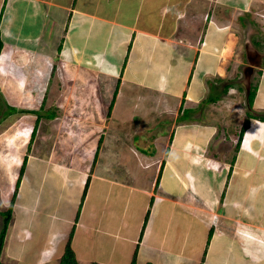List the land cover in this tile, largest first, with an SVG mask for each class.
I'll list each match as a JSON object with an SVG mask.
<instances>
[{
    "label": "crops",
    "instance_id": "1",
    "mask_svg": "<svg viewBox=\"0 0 264 264\" xmlns=\"http://www.w3.org/2000/svg\"><path fill=\"white\" fill-rule=\"evenodd\" d=\"M263 7L264 0H0L3 117L18 109L3 92L28 101L34 73L50 86L41 95L68 75L70 88L57 92L72 97L49 112L50 148L22 153L17 187L23 163L0 159V176H14L16 187L0 184L3 205L12 204L0 260L59 263L69 241L78 264H264V121L248 123L242 155L228 164L222 151V161L212 156L219 125L207 108L216 102L218 110L238 78L232 70L249 64L245 54L255 47L245 41L242 57L239 25L264 24ZM258 69L247 102L257 111L264 62ZM83 93L96 110L80 103ZM147 116L157 121L147 130H157L143 129Z\"/></svg>",
    "mask_w": 264,
    "mask_h": 264
},
{
    "label": "rangeland",
    "instance_id": "2",
    "mask_svg": "<svg viewBox=\"0 0 264 264\" xmlns=\"http://www.w3.org/2000/svg\"><path fill=\"white\" fill-rule=\"evenodd\" d=\"M262 10L264 12V7L262 8ZM263 25H264L263 23L258 21L257 23L256 22L249 23L248 27L245 28V26L240 23L239 34H240V48H241L242 57H244L243 56V54H244L243 49H244L245 41H247L246 44L249 47H255V49H257V51L260 49L264 55V32L261 30V26H263ZM250 45H252V46H250ZM251 49H253V48H251ZM262 60H264V56H263ZM243 62L245 64L246 61H243ZM262 62H264V61H262ZM244 64L241 63L240 67L237 68V70H236V68L232 70V75H230V77L231 76L234 77L236 74V76H238V78H236L235 80H232L231 83L234 86L231 87V89L224 92L225 94H228V95L227 96L226 95L223 96V94L221 95L223 97L219 100V102H217L219 104H216V105H218V110L216 111L214 108L216 102L212 103L211 105L210 104L207 105V108L209 109V113L211 114V117H212V119H210V120L218 122V125H219L217 135H216L213 142L214 143L219 142V145H220L219 152L218 151L213 152L214 154H212V152L209 149L208 153H210V154H212V156H214V160L219 159L220 161H222V159H220L219 157H217V156L215 157V154L219 155L220 151H222L221 156L223 155L224 160H226L228 162V164L230 163L229 161H231V158L235 153H239L240 156L242 155V152H240L241 139H242V136H240L241 126L247 120H249V122H250L251 120L255 119L253 116H252V118H250L251 113H252V115L253 114L254 115L264 114V109H261L259 111L253 110L252 108H249L250 106L247 105V101H246V89L251 88L252 86L256 87V85H259V83L262 79V75H260L262 70L255 68L254 72L251 75V77L249 78V80H246L245 77L243 76ZM16 76H18V75H11V77H16ZM43 76L44 75H37V73H34V75H30L31 80L37 81L38 85H34L32 81L29 82V84L27 85V87L33 89V92L35 93V94L34 93L31 94V92H30L29 99H27L28 101H25V100H23V98H18L17 96H14V95L9 96L5 92H3L2 97L5 101V103L12 106L11 109L18 108L20 110L19 111L18 109H16V112H14L12 116L5 118V117H3L4 116L3 114L5 113V111L4 110L1 111V109H0V159L2 157V163L4 162L5 165H8V164H10V162H13V161H14V164H12V165H15L16 161L19 162V164L21 165L22 161H20V159L22 158V153L27 151V150L32 151L34 149V147H35V151H38L39 153H41L43 150H45L47 148H50V146H51L50 142L51 141L48 139V135H46V133L48 131V125H46V124L50 121L49 118L51 117L49 115V112H51V109L54 107V105L56 106L60 102H61V104L63 103L65 105L66 100H69V99L72 100V97H70L69 95L65 94V95L61 96L57 92L59 89H61V87L70 88L69 86L71 85V80H69L70 78L68 75L64 74L62 76L63 81H62V84L59 81V83H60L59 89L55 88V86L53 85L54 91L52 93L49 94V92L47 90V91H45V93L43 95H41L43 90H44L43 87H45L47 89L50 87L49 85H47V86L44 85L45 80H44V78H42ZM51 76L55 77V75H51ZM57 77H59V76L57 75ZM17 79H19V78H17ZM21 79H19V80H21ZM65 81H66V83H64ZM53 83H54V80H53ZM223 83L224 82H222L220 84V88H221V86L223 87ZM137 91L140 94H142V92H144V90H141V89H137ZM4 94H5V96H4ZM58 98H60V100H58ZM93 98H94V96H91L89 93H87L86 95H85V93H83L81 98H80V103L83 105H92L90 107H92L96 110L97 103L96 102L92 103ZM105 98H108V97H105ZM141 98L143 100L145 98H149V96H147L144 93L143 95H141ZM102 99H104V98H102ZM75 100H76V98L74 97L73 101L75 102ZM68 102H70V101H68ZM28 106H30L31 108H29ZM3 108L5 109L6 106L3 105ZM7 108L10 111V108L8 106H7ZM7 108H6V110H7ZM40 108H41V110H40ZM210 109H212V110L210 111ZM33 110H39V111H33ZM33 112H35V113H33ZM107 114H108V116H110V113H107ZM37 117H39V118H37ZM44 118H46L45 122H43ZM51 118H53V117H51ZM148 118L149 117L147 116V118L144 119V121H149V122L144 123L143 129L146 128V131L149 132L151 128L157 127V126H155L157 121L156 120L152 121L151 119L149 120ZM100 120L105 121V123H107V120H110V118L107 119L106 116H105V118H103V116H102ZM165 120L167 121V123L163 124V129H161V130L167 131V127H168V125H170V115L166 116V118H164V120H162V121H165ZM160 123H162V122H160ZM45 125H46V129H44ZM255 125L259 126V123L255 122ZM34 126L37 127L36 128V136H34L35 137L34 139H31L30 134L32 133V131H33L32 129ZM150 126H155V127H151L150 129L147 130V127H150ZM161 126H162V124H161ZM155 129L157 130V128H155ZM254 131H255V127L253 130H250V128L247 130L244 143H246V141L250 139V137L253 135ZM229 134L232 135L235 139L233 141V143H231L232 145H229L227 140H226L228 138ZM239 136H240V138H239ZM143 138H145V140L147 141L146 146L147 147L149 146L151 148L152 143H150L148 137L143 134ZM10 141L14 142V148H13V146H10V144H9ZM7 144H9V148H7ZM32 147H33V149H32ZM210 148H213V143H212V146H210ZM154 163H155V161H151V165H153ZM19 164L17 165V167L19 166ZM144 165L148 166L150 164L144 163ZM9 178L10 179L0 176V184H1V186L6 185L7 189L14 191L16 189V187H14V179L15 178H14V176H9ZM8 181H9V183H8ZM4 197L5 196L0 195V208L6 209L5 205H3V198ZM2 219H3V216L1 214V209H0V231L2 228V224H3ZM8 238L5 235L4 244L9 242ZM3 247H4V245H3ZM5 248H6V245H5ZM4 256H5V254H4ZM1 260L3 261L5 259L1 256ZM11 262L14 263V261H11ZM55 264H58V263H55Z\"/></svg>",
    "mask_w": 264,
    "mask_h": 264
},
{
    "label": "trees",
    "instance_id": "3",
    "mask_svg": "<svg viewBox=\"0 0 264 264\" xmlns=\"http://www.w3.org/2000/svg\"><path fill=\"white\" fill-rule=\"evenodd\" d=\"M0 49H1V40H0ZM256 89H257V87H253L252 86L250 88V90L248 91V93H247V102H248V104L250 106L252 105V102H253V99H254V96H255V93H256ZM114 98H115V96H113V99ZM110 104L111 105L109 106V108L111 109V107H112V101H111ZM250 116L251 117L253 116L255 118H259V119H261V120L264 121V114H262V115H260V114L259 115H254L253 114L252 115V113H251ZM248 123H249V121L247 120L241 126L240 136L243 135L245 129L248 127ZM34 134H35V129L32 131V135L31 136L33 137ZM240 136H239V138H240ZM22 163L23 164L21 165L20 174H19V176L17 178V181H16V187L18 185V182H19V179H20V176H21V173H22V168H23V166L25 164V161L23 160ZM13 198L11 200L12 202H13ZM11 210H12V204H10V206L7 208L6 211H3L2 212V215H3V224H2L1 231H0V254H1V250H2L3 244H4V238H5V235H6V230H7L8 224H9L10 219H11ZM0 264H7V263H4V262H2L0 260ZM58 264H78L77 261H76L75 255H74V251L72 250L69 241L66 244L65 250H64V252H63V254H62V256H61ZM92 264H97V263H92ZM130 264H136L135 260L132 259V261H131Z\"/></svg>",
    "mask_w": 264,
    "mask_h": 264
},
{
    "label": "flooded vegetation",
    "instance_id": "4",
    "mask_svg": "<svg viewBox=\"0 0 264 264\" xmlns=\"http://www.w3.org/2000/svg\"><path fill=\"white\" fill-rule=\"evenodd\" d=\"M248 49V48H246ZM245 49V52H246ZM247 61H250L252 64V68H250L251 66L249 65H245V67H243V76L245 77L246 80H249V78L251 77V75L254 72V69H258L259 66H261V58L263 57L262 54H260L257 50L255 49H250L247 50V53L245 54ZM250 90V88L246 89V100H247V93Z\"/></svg>",
    "mask_w": 264,
    "mask_h": 264
},
{
    "label": "bare ground",
    "instance_id": "5",
    "mask_svg": "<svg viewBox=\"0 0 264 264\" xmlns=\"http://www.w3.org/2000/svg\"><path fill=\"white\" fill-rule=\"evenodd\" d=\"M12 17V16H11ZM231 42V41H230ZM228 48V47H227ZM227 50V49H226ZM220 68V67H219ZM220 71V70H219ZM224 71V70H222ZM198 72V71H197ZM181 78V77H180ZM254 129V124H252V126H250V130H253Z\"/></svg>",
    "mask_w": 264,
    "mask_h": 264
},
{
    "label": "water",
    "instance_id": "6",
    "mask_svg": "<svg viewBox=\"0 0 264 264\" xmlns=\"http://www.w3.org/2000/svg\"><path fill=\"white\" fill-rule=\"evenodd\" d=\"M249 66H251L250 68H252V64H251V62L249 61V64H248ZM253 69V68H252Z\"/></svg>",
    "mask_w": 264,
    "mask_h": 264
},
{
    "label": "clouds",
    "instance_id": "7",
    "mask_svg": "<svg viewBox=\"0 0 264 264\" xmlns=\"http://www.w3.org/2000/svg\"><path fill=\"white\" fill-rule=\"evenodd\" d=\"M6 210H7V208H6ZM6 210H4V211H6ZM2 212H3V211H1V214H2ZM2 216H3V215H2ZM2 221H3V219H2Z\"/></svg>",
    "mask_w": 264,
    "mask_h": 264
}]
</instances>
